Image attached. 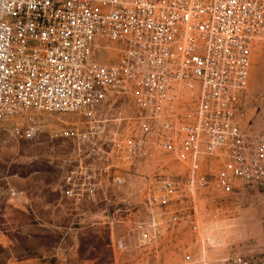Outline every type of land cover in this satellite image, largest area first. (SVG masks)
Instances as JSON below:
<instances>
[{"label": "built area", "instance_id": "obj_1", "mask_svg": "<svg viewBox=\"0 0 264 264\" xmlns=\"http://www.w3.org/2000/svg\"><path fill=\"white\" fill-rule=\"evenodd\" d=\"M257 39L264 0H0V125L33 141L42 114L83 117L58 131L79 156L60 194L77 203L94 201L108 167L82 159L104 154L132 166L156 155L184 163L181 181L153 177L150 207L210 185L262 184L264 138L238 122ZM116 103L130 115L103 119Z\"/></svg>", "mask_w": 264, "mask_h": 264}, {"label": "rangeland", "instance_id": "obj_2", "mask_svg": "<svg viewBox=\"0 0 264 264\" xmlns=\"http://www.w3.org/2000/svg\"><path fill=\"white\" fill-rule=\"evenodd\" d=\"M250 60L238 122L249 136L264 138V40L253 42ZM110 107L103 119L131 113L122 103ZM39 120L33 141L14 135L9 122L0 125V264H264V183L236 182L231 193L210 185L171 206L150 207L145 194L153 177L181 181L184 163L156 155L132 166L104 154L82 159L108 167L94 201L77 203L60 194L79 156L58 131L81 128L84 119L49 113ZM114 174L123 184L114 185Z\"/></svg>", "mask_w": 264, "mask_h": 264}]
</instances>
